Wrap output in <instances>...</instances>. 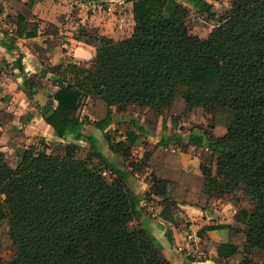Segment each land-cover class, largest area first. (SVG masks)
<instances>
[{"label": "trees", "instance_id": "1", "mask_svg": "<svg viewBox=\"0 0 264 264\" xmlns=\"http://www.w3.org/2000/svg\"><path fill=\"white\" fill-rule=\"evenodd\" d=\"M37 1L9 0L17 12L18 38L38 37L40 25L32 14ZM188 3L197 14L216 18L205 0ZM133 15L128 39L116 42L96 28L74 35L96 49L92 68L67 61L42 72L41 77L53 74L58 87L53 97L58 106L51 103L45 122L62 140L72 137L89 147L12 146L19 159L15 169L0 151V225L9 228L0 234V253L15 251L0 264H171L145 224L143 197L135 191V174L146 168L153 174L145 197L161 199L167 221L176 222L172 208L192 202L194 190L223 204H242L235 220L245 230L215 226L199 234L228 230L220 258L264 264V0H231L206 39L191 34V11L176 0H133ZM51 34L58 46L52 25ZM34 49L40 58L48 53ZM35 81L26 80L25 91L39 85ZM113 108L139 115L132 122L140 135L130 130L118 144L126 160L141 136L157 132L161 118L166 125L165 110L175 120L202 108L212 116V131L224 124L227 132L220 138L212 131L191 133L188 145L197 151L202 177L186 173L179 154L169 151L184 143L179 136H164L158 150L130 170L110 162L98 140L83 134L86 125L105 133L114 122ZM84 109L94 121L82 118ZM101 166L112 174L103 175ZM135 221L140 228L131 226Z\"/></svg>", "mask_w": 264, "mask_h": 264}, {"label": "crops", "instance_id": "2", "mask_svg": "<svg viewBox=\"0 0 264 264\" xmlns=\"http://www.w3.org/2000/svg\"><path fill=\"white\" fill-rule=\"evenodd\" d=\"M16 1L28 4L31 0ZM176 1L188 8L192 16L208 15L197 14L188 0ZM8 2L9 0H0V115H2L0 151L15 154L12 146L50 147L56 143L65 145L75 143L81 147H88L87 142H75L72 137L62 140L45 122L44 117L47 115L45 111L50 108L58 87L57 78L53 74L49 72L46 77H41V74L45 70V65L55 67L66 63L67 56L77 65L94 61L96 49L73 39L82 28H96L100 36L116 42L130 38L135 28L133 0H38L32 14L35 17L34 21L39 23L40 30L38 37L33 40L17 37V12ZM205 3L213 7L216 18L221 17L217 14L218 9L213 0H205ZM10 22L12 24H9ZM50 25L58 29V35L55 36L59 41L58 46L54 44V35H48ZM34 46L48 53L40 58L39 53L34 51ZM21 68L24 69V73ZM28 79H35L39 85L33 84L34 87L25 91L24 83ZM113 112L114 122L109 130H116L114 126L117 108H113ZM82 118L95 120L94 115L87 109H84ZM97 133L103 134L91 125H86L83 129L86 137L99 140V146L103 148ZM164 136L161 135L159 143ZM169 148L181 155L186 173L202 177L201 162L192 151L194 147L190 146L186 153L181 152L176 145ZM147 170L153 174L151 169ZM135 175L138 178L139 174ZM136 189L135 186V191ZM139 189L145 194L150 190V185L141 183ZM136 193L140 195L137 191ZM193 194L192 202H179L177 210L172 208L175 223L161 216L164 203L160 198L143 199L140 209L144 213L145 224L163 246V255L171 264H230V259H223L218 255L219 246L229 242V231L215 230L202 235L199 232L215 226H231L241 231L245 230L243 224L235 221L242 204L233 202L223 204L217 198H206L200 190H194ZM226 219L228 222H224ZM238 249L243 253L244 243H239ZM235 264H239V261Z\"/></svg>", "mask_w": 264, "mask_h": 264}, {"label": "rangeland", "instance_id": "3", "mask_svg": "<svg viewBox=\"0 0 264 264\" xmlns=\"http://www.w3.org/2000/svg\"><path fill=\"white\" fill-rule=\"evenodd\" d=\"M214 4H216V8L218 9V15L223 16L229 9V3L231 4V0H213ZM229 8V9H228ZM76 11V10H75ZM77 13V12H73ZM218 18H210L208 15H203L200 17H195L194 15H190L187 19V24L189 27V30L191 34L198 36L199 38L206 39L209 36V33L215 28L217 25L216 21ZM9 24H12L10 22ZM67 61L73 62L72 58L67 56ZM44 69H49L50 67L48 65H45ZM80 67H86V68H92L93 64L89 65H79ZM190 115L185 119V117H175V120H172L168 116V110H165L163 113V117L166 119V125H160L163 124V120L159 121V125L157 128V132L153 135H150L149 137H143L141 136L140 141L138 145L132 149V156L130 159L126 160L122 154V152L118 151V144L121 142H126V134L132 130L133 132L140 135L139 131L135 128L133 125V119L137 120L139 119V115L136 113H131L127 111H118L116 113L115 117V126L114 129L116 130H107L106 133L98 134V139L101 140V143L103 145L102 152L103 154L108 158L110 162H113L119 166H125L126 168L131 170V165L135 163V165H141L145 159V156H147L150 152L158 150L159 141L161 135H168V136H179L184 139V143L178 148L182 150L184 147H186L189 150V143L190 135L191 133L195 132H203L207 131L211 133L212 129V116L206 113L202 108H194L189 113ZM140 125H143V120H138ZM95 129V127H93ZM116 131V132H115ZM227 128L224 126V124H221L214 128L212 131L213 135L215 137H222L226 134ZM185 137V138H184ZM185 139H187L185 141ZM99 141V140H98ZM89 147V146H88ZM87 147V148H88ZM194 147V146H192ZM39 150L42 149L41 147H37ZM170 152L173 150L170 149ZM193 154L197 155L196 149L192 150ZM182 152V151H181ZM7 156V160L9 165L12 168H16L19 163V159L16 157L15 154H12L11 152L5 153ZM178 154V153H177ZM180 156V162L183 166L182 158ZM99 162H96L93 164V166L98 167ZM101 165V164H100ZM101 171L105 172L107 171L105 166H101ZM108 172V171H107ZM138 178L136 177L137 183H136V191L140 192L141 183H147L148 185H151V179L152 175L150 172L146 169H140V173ZM140 177V178H139ZM143 199H145V194L139 193ZM147 199V198H146ZM211 208V207H210ZM239 212V211H238ZM233 215V212H232ZM231 217V215H230ZM184 221V220H183ZM236 221V220H235ZM185 222V221H184ZM224 222H228V220H224ZM237 222V221H236ZM241 224V223H239ZM132 227L140 228L139 222H133L131 224ZM237 229V228H236ZM9 228L7 224L3 223L0 225V234L8 232ZM15 256V251L9 252V253H0V259L4 262L9 261ZM250 258V257H249ZM239 264L241 262L239 261ZM253 264H262L259 262H255Z\"/></svg>", "mask_w": 264, "mask_h": 264}, {"label": "built area", "instance_id": "4", "mask_svg": "<svg viewBox=\"0 0 264 264\" xmlns=\"http://www.w3.org/2000/svg\"><path fill=\"white\" fill-rule=\"evenodd\" d=\"M58 106V102L55 99H52V107L56 108ZM112 173L105 171L103 175H111Z\"/></svg>", "mask_w": 264, "mask_h": 264}, {"label": "water", "instance_id": "5", "mask_svg": "<svg viewBox=\"0 0 264 264\" xmlns=\"http://www.w3.org/2000/svg\"><path fill=\"white\" fill-rule=\"evenodd\" d=\"M69 88H71V86H69ZM51 109H52L51 107L50 108H47L46 111H45V114H48V112H50Z\"/></svg>", "mask_w": 264, "mask_h": 264}]
</instances>
